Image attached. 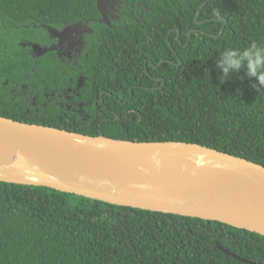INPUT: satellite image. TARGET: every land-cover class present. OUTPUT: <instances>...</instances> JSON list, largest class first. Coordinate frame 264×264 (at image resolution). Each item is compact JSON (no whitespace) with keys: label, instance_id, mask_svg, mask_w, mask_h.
I'll use <instances>...</instances> for the list:
<instances>
[{"label":"trees","instance_id":"1","mask_svg":"<svg viewBox=\"0 0 264 264\" xmlns=\"http://www.w3.org/2000/svg\"><path fill=\"white\" fill-rule=\"evenodd\" d=\"M144 1L140 26L127 29L129 20L101 30L86 63L91 80L81 93L91 102L82 115L64 95L57 98L62 105L52 99V91L67 88L56 52L36 57L20 40L48 44L45 25L100 17L97 0H0V116L93 136L102 130L132 141L199 143L264 165V93L241 80L243 73L221 80L215 66L225 47L264 43V0ZM171 28L180 30V43L176 29L167 38ZM123 45L134 51L122 52ZM218 242L264 263V235L257 232L0 181V264H251Z\"/></svg>","mask_w":264,"mask_h":264},{"label":"water","instance_id":"2","mask_svg":"<svg viewBox=\"0 0 264 264\" xmlns=\"http://www.w3.org/2000/svg\"><path fill=\"white\" fill-rule=\"evenodd\" d=\"M0 181L264 235V165L199 143L132 141L102 130L93 136L0 116ZM218 246L244 262L264 264Z\"/></svg>","mask_w":264,"mask_h":264},{"label":"flooded vegetation","instance_id":"3","mask_svg":"<svg viewBox=\"0 0 264 264\" xmlns=\"http://www.w3.org/2000/svg\"><path fill=\"white\" fill-rule=\"evenodd\" d=\"M98 2L99 0H97V6L101 13L100 17H89L85 20L71 22L64 24L63 26L60 25L59 27L45 25L50 39L48 44L41 45L35 41L26 39L20 40V42L23 43L20 45L31 48L36 57L45 55L50 51L56 52V55L66 66V69L63 70L65 75L63 81L67 84V88L63 89V93L58 94V96L55 91H52V99L55 98L56 103L62 105L63 103L58 102L57 98H62V95H64L67 106L78 111L82 115H88L85 111V107L87 102H91L89 99L82 98L81 93L82 87L90 85L89 81L91 80L89 76L91 71L87 68L86 63L91 62L90 53L99 47V44H97L96 41L99 39L98 37L101 30L107 26L112 29L123 28L124 25L128 24L127 22L129 20L132 22L127 25L126 28L132 30V28H134L133 24L138 22L135 27L140 26V22L138 21L139 18L142 19V21L144 20L143 9L148 10L147 3L144 0H100L101 8L98 5ZM174 29L178 30V28H171V30L168 31L167 38H169ZM133 32L134 35L141 36L139 32ZM176 40L178 43L181 42L180 30L177 32ZM111 42H113V39H111ZM113 46L118 53V45L115 43ZM133 48L135 49L137 47L134 46ZM119 49L122 52H131V46L129 45L120 46ZM172 49L176 52L175 45ZM149 61L150 59L148 57L144 58L145 70L148 68L147 63ZM113 63L116 64L117 67L122 65V63L118 64L116 58L113 60ZM161 63L162 62L159 61L155 67L158 68ZM132 64L133 61L131 65ZM159 78L162 79L161 77ZM73 83H75V85H73ZM130 91L133 93L132 89H130ZM105 92V90L100 92L102 101H104L102 95L104 96ZM34 103L36 104V102ZM111 111L115 113L114 109Z\"/></svg>","mask_w":264,"mask_h":264},{"label":"clouds","instance_id":"4","mask_svg":"<svg viewBox=\"0 0 264 264\" xmlns=\"http://www.w3.org/2000/svg\"><path fill=\"white\" fill-rule=\"evenodd\" d=\"M212 15L222 19L224 13L213 8ZM215 66L222 73L221 80L243 73L241 80L253 81L250 87L264 93V43L253 40L244 47H225L215 58Z\"/></svg>","mask_w":264,"mask_h":264},{"label":"rangeland","instance_id":"5","mask_svg":"<svg viewBox=\"0 0 264 264\" xmlns=\"http://www.w3.org/2000/svg\"><path fill=\"white\" fill-rule=\"evenodd\" d=\"M45 56H47V55H45ZM47 58H52V59H51V60H52L51 62L54 61V59H53L54 57H47ZM170 73H171V74H174V72H171V71H170ZM111 103H112V102H111ZM85 104H86V103H85ZM113 106H115V109H116V108H117V109L120 108L119 106L117 107V105H114V104H113ZM113 109H114V108H113Z\"/></svg>","mask_w":264,"mask_h":264}]
</instances>
